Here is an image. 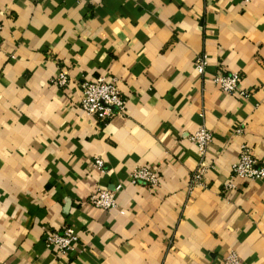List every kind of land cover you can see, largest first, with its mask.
Masks as SVG:
<instances>
[{
  "label": "crops",
  "instance_id": "0c3cea01",
  "mask_svg": "<svg viewBox=\"0 0 264 264\" xmlns=\"http://www.w3.org/2000/svg\"><path fill=\"white\" fill-rule=\"evenodd\" d=\"M0 18V264H264V180L231 171L242 144L264 163V0H0ZM221 72L247 95L219 89ZM98 77L126 99L106 123L79 106ZM138 164L155 191L131 182ZM117 184L123 213L88 203ZM62 226L78 236L65 252L44 236Z\"/></svg>",
  "mask_w": 264,
  "mask_h": 264
},
{
  "label": "built area",
  "instance_id": "2783aa9c",
  "mask_svg": "<svg viewBox=\"0 0 264 264\" xmlns=\"http://www.w3.org/2000/svg\"><path fill=\"white\" fill-rule=\"evenodd\" d=\"M2 19L0 18V30ZM207 65L205 55H199L195 59V69L199 75H203ZM68 74L61 70L52 82L60 87L67 84ZM241 75L239 73H218L214 77L216 86L222 91L243 98L247 95L245 89L241 87ZM80 99L79 106L84 113L94 116L102 123L109 122L116 116H123L127 113L126 99L120 92L115 82L108 81L104 77L95 79H81L79 84ZM190 140L197 146L200 162L197 168L190 174L187 181V189L191 194L198 187L204 186V172L206 154L208 146L212 140V132L201 126L189 136ZM92 167L103 171L104 162L100 157L94 158ZM231 171L245 181L264 180V163L260 162L254 155L250 146L242 144L238 155V160L231 166ZM133 184L144 185L155 191L160 185V179L156 170L147 164H138L130 172ZM228 187L232 184H227ZM122 188L117 184L113 189L97 188L88 196V203L96 209L123 213V209L118 206L116 194ZM45 240L47 244L54 246L60 252L73 249L78 244V236L70 226H62L60 229L45 230ZM225 264H241L238 255L231 252L225 259Z\"/></svg>",
  "mask_w": 264,
  "mask_h": 264
}]
</instances>
